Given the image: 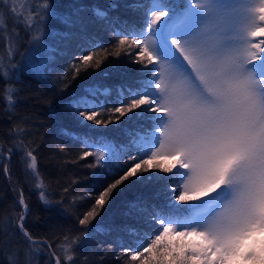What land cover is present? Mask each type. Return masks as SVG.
<instances>
[{"label": "snow or ice", "instance_id": "snow-or-ice-1", "mask_svg": "<svg viewBox=\"0 0 264 264\" xmlns=\"http://www.w3.org/2000/svg\"><path fill=\"white\" fill-rule=\"evenodd\" d=\"M118 7L117 0H110L107 9H91L117 37L114 51L89 41L85 47L93 50L76 60L87 70L98 54L95 49L116 57L123 53L140 66L139 75L133 85L121 86L110 108L107 99L99 101L107 88L84 90L74 98L73 115L105 127L129 114H147V122L127 134V143L85 142L92 150L83 151L80 159L93 156L87 166L106 171L115 165L116 178L98 195L86 194L94 203L76 218L84 229L78 236L70 235L68 229L69 234L57 244L61 254L51 251L55 264H76L77 251L91 238L88 226L114 190L130 178L163 180L167 193L159 205L148 206L142 198L130 202V210H135L143 226L126 229L132 240L120 245L125 259L134 264H264V0H182L175 4L132 0L125 7L139 13V19L131 26L109 16V9ZM81 11L77 7L61 15L66 28L84 24ZM56 15L51 0H39L27 8L19 0H0V35L7 32L9 18L23 23L30 38L29 47L20 55L32 72L44 78L55 51L45 43L52 35L47 25ZM56 35L67 38L71 33ZM5 38L8 62L5 65L0 58V78L9 84L5 99L11 114L18 95L11 83L18 68L13 58L19 32L13 29ZM101 63L96 60L95 66ZM70 68L71 80L77 79L81 68L75 62ZM67 81L65 70L58 77L61 91L69 87ZM64 134L72 136L67 130ZM9 136L7 148L0 142V164L21 153L43 205L63 207L65 197L52 200L49 185L41 178L34 154L38 145L29 139L34 133L26 122L14 124ZM59 152L66 154L65 147H59ZM3 171L9 174L7 165ZM63 192L68 193V187ZM17 204L21 211L0 220V251L10 249L17 235L32 254L51 250L52 241L34 237L26 227L31 208L22 190ZM9 264H20L19 255ZM24 264H31L30 259Z\"/></svg>", "mask_w": 264, "mask_h": 264}, {"label": "trees", "instance_id": "trees-1", "mask_svg": "<svg viewBox=\"0 0 264 264\" xmlns=\"http://www.w3.org/2000/svg\"><path fill=\"white\" fill-rule=\"evenodd\" d=\"M37 2L39 0H19L25 8ZM117 2L120 7L109 9V16L119 17L121 21H127L128 25H134L139 19V13H134L125 7L132 0H117ZM170 2L175 4L182 0H170ZM51 3L55 5L57 15L52 17L47 25L52 35L45 40V43L55 49L51 53L53 60L49 65L47 78L32 72L20 55L29 47L30 38L23 23L17 24L9 18L7 32L0 35V58H3L7 65L5 36H11L13 29L19 32V48L13 58L18 68L16 75L12 76L11 83V87L18 90V95L15 97L16 103L11 114L6 111L5 99V89L9 84L4 78H0V142H3L4 147L7 148L11 140L9 131L12 126L26 122L31 133H34L29 139H34L35 145H38L34 154L38 158L41 178L49 185L50 198L56 201L64 196L65 200L63 207L44 206L39 199V190L35 188V180L31 177L30 170L26 172V166L21 161V153H14L10 162L5 159L3 164H0V220L5 217L10 218L14 212L22 210L17 204L22 190L31 208V214L26 217V227L34 237L52 241V249H45L41 254H32L28 245L17 235L13 237L14 243L10 249L4 248L0 251V264H9V260L14 261L17 255L20 264H24L25 259H30L31 264H55L51 251L61 254L57 244L65 234H69L68 229L71 228L72 236L80 235L84 229V226L78 225L76 218L94 203V200L86 194L98 195L116 178L115 165L113 169L106 171L87 166L93 163V156L80 159L83 151L92 150L85 147V142L127 143V134L147 122V114L145 117L129 114L122 117L119 122L110 123L105 127L84 122L82 118L73 115L74 98L90 88H99L101 92L107 88L108 92L99 96V101L104 102L107 99L109 101L107 107H112L116 101V92L121 86L133 85L136 82L139 75L137 69L140 66L133 65L123 53L116 57L100 49H95L98 54L87 70L76 60V57L86 55L88 51L93 50L85 47L89 41L103 45L109 52L114 51L113 45L116 44L117 37L112 35L109 25L98 21L91 11L93 6L107 9L110 0H51ZM77 7L82 9L80 15L84 24L68 29L60 17ZM117 30L119 31V28ZM67 32L71 33L67 38L56 35ZM96 60L102 61L99 68L95 66ZM74 62L79 65L81 72L77 79L71 80L73 72L70 65ZM65 70L68 72L69 87L61 91L63 84L58 83V77L63 75ZM17 80L19 83L15 82ZM112 119L115 120V116H112ZM64 130L70 131L72 136L65 135ZM61 146L65 147L66 154L59 152ZM4 165L10 170L8 175L3 171ZM167 175L170 174L164 173L161 176ZM164 183L163 180L130 178L128 182L118 186L104 208L100 210V215L88 226L91 238L86 246L77 251L76 264H134L130 259L121 256L120 247L121 244L132 240L126 231L128 227L143 226V221L139 219L135 210H130L129 204L142 198L148 206L159 205L166 196L161 189V184ZM64 187H68V193L63 192ZM73 197H76V200L74 206H71ZM64 208L67 209L66 212ZM101 227L105 230L97 231ZM55 237L58 239H53ZM109 244L112 245L111 248L108 247ZM0 247H3V244H0ZM116 256H121V259L116 260Z\"/></svg>", "mask_w": 264, "mask_h": 264}, {"label": "rangeland", "instance_id": "rangeland-1", "mask_svg": "<svg viewBox=\"0 0 264 264\" xmlns=\"http://www.w3.org/2000/svg\"><path fill=\"white\" fill-rule=\"evenodd\" d=\"M163 174L164 173H159L160 176L163 175ZM161 189H162L163 192L167 193V190L164 188V184L163 185L161 184Z\"/></svg>", "mask_w": 264, "mask_h": 264}]
</instances>
